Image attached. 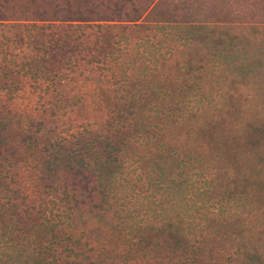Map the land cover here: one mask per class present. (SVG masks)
Instances as JSON below:
<instances>
[{"label":"rangeland","instance_id":"rangeland-1","mask_svg":"<svg viewBox=\"0 0 264 264\" xmlns=\"http://www.w3.org/2000/svg\"><path fill=\"white\" fill-rule=\"evenodd\" d=\"M150 1L0 0V264H193L191 250L155 229L182 230L204 249L202 264H264L257 193L215 203L190 191V177L181 187L150 179L147 159L133 162L130 148L103 192L79 162L64 164L65 151L77 156L108 135L116 105L146 81L190 84L183 96L193 102L233 98L243 117L264 122V0H189L195 18L232 22L190 42L179 26L121 20ZM221 50L224 61L213 55ZM141 105L132 112L147 114ZM224 113L240 115L235 106ZM241 135L243 147L264 150L259 132ZM216 213L238 219V241L217 238Z\"/></svg>","mask_w":264,"mask_h":264},{"label":"trees","instance_id":"trees-1","mask_svg":"<svg viewBox=\"0 0 264 264\" xmlns=\"http://www.w3.org/2000/svg\"><path fill=\"white\" fill-rule=\"evenodd\" d=\"M203 8V5H199L198 13H202ZM191 9L189 0H151L137 16H126L121 20L137 21L142 18V23L155 25L156 30L179 26L186 32L184 41L189 42L190 35L193 37L195 34L200 36V40H204L202 35L208 25L232 23L225 19H197L191 15ZM203 15L204 13L199 14L202 17ZM213 55L222 57L224 61L229 54L221 50ZM185 64L188 67L186 74L190 76V60ZM175 75L181 76L177 71ZM146 82L142 84L143 91H127L121 106L117 104L116 108L114 107L115 114L108 121V135L99 140L91 150H87L82 141L78 140L84 149L77 156L65 151L64 164L73 168L72 161L79 162L85 174L96 178L94 187L103 192L107 184L123 170L128 160L123 152L130 148L133 162L138 158L147 159L150 179L152 176L161 182L170 179L176 187H181L190 177V191L194 194H212L216 199L215 203H223L234 195L255 193L264 200V150L247 149L241 145L243 130L259 132L264 138L263 120H254L252 116L243 117V102L234 101L233 98L229 101L193 102L183 96L192 92L190 84L175 81L168 84ZM137 93L149 94L157 101L149 102L145 98H136ZM169 93L182 96H173L166 100L165 96ZM140 101L143 105L138 108L149 111L147 114L132 112ZM234 106L240 115L233 119L225 116L224 110ZM124 111L130 112L127 116H122ZM249 140L247 147L252 144ZM140 145L136 151V147ZM177 177L179 180H176ZM244 181L247 183L243 184ZM190 194L193 195L191 192ZM210 218L216 222L212 231L217 238L233 237L238 241L237 236L243 234L238 227V219H229L217 213ZM155 230L160 232L161 237L172 240L175 245L179 244L177 247L183 246L184 252L191 250L193 264H202L199 259L204 249L200 245L191 247L190 239L182 230ZM151 236L150 234L149 237ZM247 254L250 258L254 257ZM257 261H261L260 256Z\"/></svg>","mask_w":264,"mask_h":264}]
</instances>
